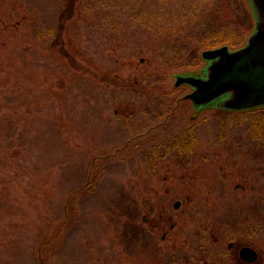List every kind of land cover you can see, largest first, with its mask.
<instances>
[{"label": "rangeland", "instance_id": "1", "mask_svg": "<svg viewBox=\"0 0 264 264\" xmlns=\"http://www.w3.org/2000/svg\"><path fill=\"white\" fill-rule=\"evenodd\" d=\"M165 2L0 0V264H264V109L186 99L205 61L147 50L180 22L130 16Z\"/></svg>", "mask_w": 264, "mask_h": 264}, {"label": "trees", "instance_id": "2", "mask_svg": "<svg viewBox=\"0 0 264 264\" xmlns=\"http://www.w3.org/2000/svg\"><path fill=\"white\" fill-rule=\"evenodd\" d=\"M165 1L167 0H162V3L166 4ZM174 1L176 5L174 8L176 9L173 11H168L166 6L158 8L149 7L143 13L138 12L137 15L133 13L130 15L131 17H135V19L142 16V20H156L158 17H162L160 19L164 20L172 16L174 20L180 22L179 26H151L146 29L153 32L152 35L164 36L162 38H153V43L147 50L149 52L154 50L162 52V57L167 59V61L172 57H175V60H181L184 57L186 59L192 53L199 55V58L202 59L200 53L203 51L225 46H228L232 50L240 49L246 45L247 40L255 31V15L250 0L239 1V10L242 12V18L239 21L234 19V17L232 19L227 18L229 11H225V8L230 4L229 0ZM109 13L111 12L102 14L104 21L106 18L114 20L120 16L118 14L120 12H113L111 15L106 16ZM182 22H187L188 24L182 25ZM205 63L208 64V62ZM226 97L228 96H224L223 98ZM259 109L241 113L246 114ZM255 122L257 124L255 126H257V130L259 131L257 134L261 133V136L259 135L260 139H264V111L258 117L255 116ZM179 139L178 146H180V149H188L187 145H183L185 143L184 138L180 137ZM76 192L79 193V191ZM40 260L42 261L43 259L40 257Z\"/></svg>", "mask_w": 264, "mask_h": 264}, {"label": "water", "instance_id": "3", "mask_svg": "<svg viewBox=\"0 0 264 264\" xmlns=\"http://www.w3.org/2000/svg\"><path fill=\"white\" fill-rule=\"evenodd\" d=\"M256 28L245 47L231 51L228 46L206 50L202 58L209 61L206 77L177 76L175 85H189L193 91L186 96L195 108L228 96L218 103L227 111L240 112L264 107V0H250ZM180 202L175 207L179 208ZM243 260L258 261L257 251L241 250Z\"/></svg>", "mask_w": 264, "mask_h": 264}, {"label": "flooded vegetation", "instance_id": "4", "mask_svg": "<svg viewBox=\"0 0 264 264\" xmlns=\"http://www.w3.org/2000/svg\"><path fill=\"white\" fill-rule=\"evenodd\" d=\"M231 246L233 247L234 245L233 244H231ZM243 248H245V247H243ZM243 248H241L239 251H238V257H237V259L239 258V260L242 262V264L244 263V264H254V263H256V262H254V263H250V262H247V261H245V260H243L242 259V257H241V250L243 249Z\"/></svg>", "mask_w": 264, "mask_h": 264}]
</instances>
